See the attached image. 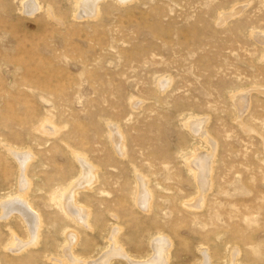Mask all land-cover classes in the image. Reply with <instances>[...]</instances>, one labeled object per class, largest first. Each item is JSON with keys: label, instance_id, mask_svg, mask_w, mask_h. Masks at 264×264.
Here are the masks:
<instances>
[{"label": "rangeland", "instance_id": "obj_1", "mask_svg": "<svg viewBox=\"0 0 264 264\" xmlns=\"http://www.w3.org/2000/svg\"><path fill=\"white\" fill-rule=\"evenodd\" d=\"M27 1L0 0V202L19 194L6 149L30 150L26 199L42 228L36 246L13 253L25 225L0 220V264H57L67 231L78 234L77 264L94 261L114 229L138 260L162 236L166 264H201L202 253L209 264H264V0H106L87 20L74 18L79 0H37L32 17ZM191 117L205 120L207 145L185 127ZM44 121L53 132L37 131ZM108 126L124 137L123 157ZM195 149L214 151L201 196L186 167ZM74 153L97 169L76 195L90 229L61 209L80 174ZM136 173L153 195L147 213Z\"/></svg>", "mask_w": 264, "mask_h": 264}, {"label": "bare ground", "instance_id": "obj_2", "mask_svg": "<svg viewBox=\"0 0 264 264\" xmlns=\"http://www.w3.org/2000/svg\"><path fill=\"white\" fill-rule=\"evenodd\" d=\"M27 1V0H26ZM106 0H79V2H75L77 6L74 14V18L78 17L79 19L87 20V19H95L99 15V5ZM119 5H126L135 0H115ZM38 3V4H37ZM23 12L27 17H32L37 11L40 10L39 2L27 1L26 3H22ZM21 7V6H20ZM21 10V9H20ZM49 10V9H48ZM78 13V14H77ZM53 16V15H52ZM51 16V17H52ZM77 18V19H78ZM82 20V21H83ZM170 80H160L158 81L159 90L163 91L169 87ZM196 118V117H195ZM189 118L185 123V127L188 129L191 136L199 137L206 144L210 141V136L204 131L205 120L198 118ZM48 120V119H47ZM47 122H42L39 126V130L42 134H49L53 132V129L50 124L46 125ZM52 124V123H51ZM109 131L112 144L114 146L115 152L123 157L124 156V137L121 135L120 130L117 126L110 127ZM207 145V144H206ZM214 145V144H213ZM209 146V145H208ZM214 149V148H213ZM210 150V149H209ZM217 150V148H216ZM215 150V151H216ZM6 151L13 157L19 167V176L17 180L18 190L15 197H11L9 200L0 202V220L5 219L7 221L12 216L17 215L21 222L25 225L26 231L28 234L27 241H21L15 234H12L14 238L9 244L8 249L13 253H20L26 249L34 247L37 245L39 236L42 228V221L40 214L33 208L32 204L26 199L27 190L29 189V180L26 174L29 163L33 159V155L23 154L22 152L13 151V149H6ZM21 151V150H20ZM195 149L194 154L186 160V167L189 173L192 174L197 193L201 196L204 195L205 192L210 191L211 184L209 180V176H211L212 165H213V152L207 153L205 155H201L196 152ZM212 151V150H211ZM25 152V153H26ZM196 152V153H195ZM74 157L76 162L80 168L79 176L71 182V184L65 189V193L63 194V199L61 203V209L63 213L72 219L74 223L78 226L86 227L90 229L89 225V211L82 206H79L76 202V195L80 190L90 189L93 184L96 183V172L97 169L90 164L85 156L80 153H74ZM211 178V177H210ZM137 180V204L138 207L141 208V211L144 213L150 211L152 197L151 191L148 189V183L145 176L142 174L136 173ZM153 196V195H152ZM194 200V199H193ZM197 200V199H196ZM194 203V202H193ZM186 204H184L185 206ZM199 207V205L195 206ZM194 208V207H191ZM119 234V229H114L109 245V249L102 254V256L94 261H82L83 264H107L111 259H123L127 264H166L169 260L170 248L172 246L171 241L164 237H157L152 239L150 242L151 249L153 251L152 256H149L143 260H138L134 258H130L127 256L126 251L121 247L120 241L117 239ZM66 244L62 249L63 259L55 260L57 264H77L80 260L75 256L73 250L75 249L76 242L78 239L77 232L67 231L65 233ZM235 249V248H233ZM237 250L234 251L235 254L231 255L232 262H234L235 256H237ZM21 254V253H20ZM203 254V262L201 264H209V257L205 253ZM235 255V256H234ZM240 255V254H239ZM234 264V263H233Z\"/></svg>", "mask_w": 264, "mask_h": 264}]
</instances>
